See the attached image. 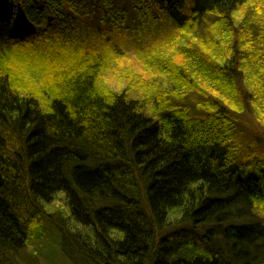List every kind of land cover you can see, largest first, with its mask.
<instances>
[{"label":"trees","instance_id":"1","mask_svg":"<svg viewBox=\"0 0 264 264\" xmlns=\"http://www.w3.org/2000/svg\"><path fill=\"white\" fill-rule=\"evenodd\" d=\"M233 102L264 123V0H0V264H264Z\"/></svg>","mask_w":264,"mask_h":264},{"label":"rangeland","instance_id":"2","mask_svg":"<svg viewBox=\"0 0 264 264\" xmlns=\"http://www.w3.org/2000/svg\"><path fill=\"white\" fill-rule=\"evenodd\" d=\"M21 24H18L19 26H24L25 28L23 29V31L27 34L30 32L33 33L34 30L28 25L25 24L24 21H21ZM18 26V27H19ZM92 30L95 28V26L91 27ZM103 30V32L105 34H107L106 29L101 28ZM30 36V35H27ZM106 35H104L105 37ZM198 36V35H197ZM193 38L196 39V36H193ZM151 40V37L146 36L143 40H142V44H147L149 41ZM94 44L99 45L100 41L95 40ZM174 46H171V48H168L173 54H174ZM132 47H129L128 49H130ZM156 53L157 56H160L161 53L160 51H154ZM154 55V53H150L147 58H151ZM131 59H126L124 60V63H122L123 67L120 70H124L125 72H119L116 69L113 70L111 73H109L106 77H107V81L108 83L111 84V86H113L116 89H122L123 87H125L128 83L129 80V76L132 75L130 74L131 71H135L138 72L140 69L144 68V64L141 59L136 58V56H131ZM182 62L184 63V61L182 60ZM148 63V61H147ZM160 66H157V69H151L154 70V75L157 73L158 79L163 81L164 79L170 84V81L167 80V78L162 74L163 69L159 70ZM130 74V75H129ZM163 76V77H162ZM171 76H173V74L168 75V78H170ZM242 79H244V77L242 76ZM164 80V82L166 83V81ZM244 80H241L240 84L243 88L244 91V95L246 96L245 93L248 94V89H246L247 86V82L245 80V82L243 83ZM167 85V83H166ZM203 87V86H202ZM204 90H207L208 92H211L208 88L206 89L205 87H203ZM243 97L245 99V101H248V97ZM193 101V99L191 100V102ZM192 104H194L192 102ZM229 111L231 113H233L234 115L237 116L238 118V129L240 131V138H241V154L238 155L237 157V161L239 162H244L246 161L249 157V153L250 152H255L253 153L256 156L259 157H264V123L260 121V119L257 117L256 114L253 113L252 110H250V108L248 107L245 111L240 112L238 109V106L236 105L235 102H233L232 105H230L229 107ZM240 112V113H239ZM237 214L238 216H233L228 222H230V224H250V223H262L264 224V213L260 212L256 207H248L247 210L245 212L240 211L239 209L237 210ZM199 232L202 233V227L197 229ZM58 238V237H57ZM59 239V238H58ZM59 242V241H58ZM58 242H51L50 244L54 247L58 246ZM224 247V252L223 254H227L228 249ZM58 249H62V251H65L66 254H62L61 256H58L57 254L53 255V257L51 258L50 262L48 259H44V256H40V260H36L37 264H41L40 261L43 264H77V259H80L81 257L75 253H71L68 252L67 253V248L64 246L63 241H61V243L59 242V246ZM250 254L252 256L255 255H263L264 254V236L261 237L260 239H258L254 245L250 246L249 248ZM46 252L47 254L50 256L52 251L50 248H46ZM53 254V253H52ZM52 256V255H51ZM226 256V255H225ZM13 264H21V262H16L15 260L13 261Z\"/></svg>","mask_w":264,"mask_h":264}]
</instances>
